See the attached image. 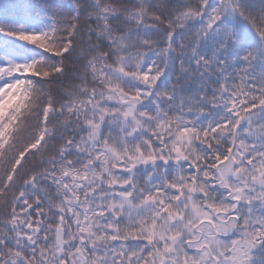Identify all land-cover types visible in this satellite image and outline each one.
Here are the masks:
<instances>
[{"label":"snow or ice","instance_id":"6c2138e0","mask_svg":"<svg viewBox=\"0 0 264 264\" xmlns=\"http://www.w3.org/2000/svg\"><path fill=\"white\" fill-rule=\"evenodd\" d=\"M0 264H264V0L0 3Z\"/></svg>","mask_w":264,"mask_h":264},{"label":"trees","instance_id":"16d2710c","mask_svg":"<svg viewBox=\"0 0 264 264\" xmlns=\"http://www.w3.org/2000/svg\"><path fill=\"white\" fill-rule=\"evenodd\" d=\"M8 0H0V3H7Z\"/></svg>","mask_w":264,"mask_h":264}]
</instances>
